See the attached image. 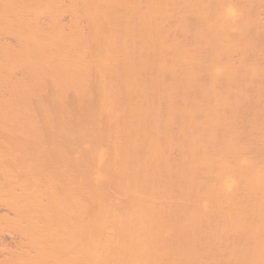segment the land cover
<instances>
[{"label": "bare ground", "instance_id": "6f19581e", "mask_svg": "<svg viewBox=\"0 0 264 264\" xmlns=\"http://www.w3.org/2000/svg\"><path fill=\"white\" fill-rule=\"evenodd\" d=\"M0 206V264H264V0H0Z\"/></svg>", "mask_w": 264, "mask_h": 264}, {"label": "rangeland", "instance_id": "374dc122", "mask_svg": "<svg viewBox=\"0 0 264 264\" xmlns=\"http://www.w3.org/2000/svg\"><path fill=\"white\" fill-rule=\"evenodd\" d=\"M2 206H0V214H3L5 211L4 210H2ZM3 232V231H2ZM1 232V233H2ZM6 232H8V231H6ZM0 233V236L1 235H3L4 234V236H1L0 238L2 239L1 241L2 242H4L5 243V245H3L4 243H0L1 245H0V249H3L4 247H5V249H4V251L7 249V248H9V249H13L15 246L17 247V245L16 244H18L19 243V240H17L18 239V237L16 236V233L14 234V232H10V234L9 233H7V234H5V231H4V233L3 234H1ZM8 235H10V236H8ZM11 236H12V239H11ZM15 236V237H14ZM4 238V240H3V238ZM9 237H10V239H9ZM9 240V241H8ZM17 242V243H16ZM12 243H15L14 245L12 244ZM11 245V246H10ZM19 245V244H18ZM8 246V247H7ZM13 247V248H12ZM19 247V246H18ZM17 247V248H18ZM17 248H16V250H17ZM14 250H15V248H14ZM1 251V250H0ZM0 253H2V251L0 252ZM4 253V252H3ZM5 254V253H4ZM4 254H0V258L2 259L3 258V256H5ZM1 255H2V257H1ZM1 261V260H0Z\"/></svg>", "mask_w": 264, "mask_h": 264}, {"label": "clouds", "instance_id": "9594fccd", "mask_svg": "<svg viewBox=\"0 0 264 264\" xmlns=\"http://www.w3.org/2000/svg\"><path fill=\"white\" fill-rule=\"evenodd\" d=\"M226 13H227V15H228L229 17H233V16L236 15V11H235L233 8H231V7H228V8L226 9Z\"/></svg>", "mask_w": 264, "mask_h": 264}]
</instances>
